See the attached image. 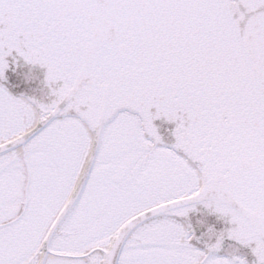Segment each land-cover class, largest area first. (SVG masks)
<instances>
[{
    "label": "snow or ice",
    "instance_id": "snow-or-ice-1",
    "mask_svg": "<svg viewBox=\"0 0 264 264\" xmlns=\"http://www.w3.org/2000/svg\"><path fill=\"white\" fill-rule=\"evenodd\" d=\"M0 264H264V0H0Z\"/></svg>",
    "mask_w": 264,
    "mask_h": 264
}]
</instances>
